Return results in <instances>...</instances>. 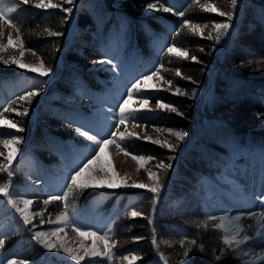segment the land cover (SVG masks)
I'll use <instances>...</instances> for the list:
<instances>
[{
	"label": "rangeland",
	"instance_id": "1",
	"mask_svg": "<svg viewBox=\"0 0 264 264\" xmlns=\"http://www.w3.org/2000/svg\"><path fill=\"white\" fill-rule=\"evenodd\" d=\"M81 1L74 0L75 7L71 14L63 11L66 13V25L63 29L61 22L58 32L64 44L60 49L58 47V53L50 61H44L40 52L25 43L20 26L21 15L16 10L9 17L16 25H10L16 33V38L11 37L14 46L8 45L9 36L0 37V127L4 128V131L0 130V141L20 138L19 144L12 145L15 148L12 175L9 177L7 172H0V185H9L10 199L16 200L20 208H24L23 200H32L33 204L27 211L29 214H39L33 215L32 224H24L23 217L10 199L0 195V240H3L0 264H6L10 259L23 260L26 264H129L123 257L132 255L140 258L134 264H149L152 259L150 255L156 257L153 264H264V261H258L259 258L245 259L238 251L235 254L227 252L222 242L223 229L232 227L228 223L232 212L251 209L257 214L255 218L259 222L253 219L248 225V235L255 234L264 222L260 220L264 204L255 199L256 195L264 192V0H237L235 7L231 0H178L180 5L188 8L184 19L175 30L171 44L163 48L166 50L163 51L162 60L151 65L145 63V72L136 65V61L128 64L131 62L130 50L124 36H121L123 44L116 59L103 55L101 43L107 41L104 31L99 30L97 36L92 34L94 25L84 24L88 19L80 17V11L91 2L95 5L96 14L103 13L111 6L106 0H84L80 7ZM61 2L51 0L53 4ZM37 3L39 0H28L26 4L21 0L23 8L34 6L29 8L38 11V14L44 13L45 19H53V9L58 7L38 8L35 6ZM152 4L160 10L150 8ZM118 5L123 7L121 2ZM69 6L64 4V7ZM211 6L218 11H207L206 8ZM195 10L207 12L209 16L203 19L190 17ZM220 11L231 13V20L227 16H220ZM78 12L80 21L75 20L72 48H68V37L73 30L70 22ZM154 12H164L159 2L148 3L141 11L142 15ZM185 21L193 26L199 25L203 29L202 34L193 32ZM216 23L232 25L219 41L215 39L216 33L213 31ZM119 25L114 23L116 28L127 27L122 21ZM47 31L53 32L49 28ZM185 33L202 39V45L190 41L188 44L182 43L180 37ZM209 34L212 39L208 38ZM80 36L82 39H79ZM111 37L114 38V35ZM84 38L85 43L82 42ZM76 39L78 41L73 43ZM80 43L83 45L78 46ZM172 45L187 51L188 57L168 53L167 48ZM64 47L66 50H63ZM76 50L88 51L93 55L96 53L99 57L79 63L73 54ZM59 53L62 54L61 61ZM192 57L197 60L194 61ZM12 58L34 66L43 62L51 72L43 76L39 72L20 68L11 63ZM103 59H111L112 64L101 63ZM4 60L8 63H3ZM184 61L193 64V70L185 69V65L182 66ZM113 65L116 67L113 68ZM153 70H158V75L143 84L141 91L134 93L129 101V108L136 119L119 126L120 132L125 133L123 140H117L119 147L112 144L105 150L103 164L106 168L111 165L116 175L109 170L106 179L96 181L97 186H74L69 191V177L89 158L94 148L92 142L75 129L82 127L94 134L106 135L110 123L115 119L112 114L118 111L119 102L126 98L133 80ZM177 70L180 76L176 75ZM77 73L85 78L80 79ZM62 76V84L66 87L68 84L71 88L67 95L83 94L87 88H93L95 98L85 111L71 106L66 108L62 104L64 101L59 98L60 91L55 92V84L50 81L53 77L61 80ZM85 79L88 83L83 85ZM105 82L108 84L105 85ZM177 88L182 94H176ZM29 91L40 94L32 97L30 102L17 99ZM143 99H147L148 104L141 108L140 101ZM69 100L77 104L83 101L66 99L65 103ZM158 102L171 105L176 111L158 109ZM8 107L15 108L17 112L27 110L28 114L4 112L3 109ZM45 108L49 110L44 112ZM72 110L80 113H71ZM49 111L77 118L53 127L52 131L63 135V140H47L52 148L42 146L45 156L28 155L25 152L30 141L34 140L40 145L44 143L45 134L42 133L43 128L42 131L39 128L41 123L43 127V123L50 120L46 116L51 114ZM38 117L40 120L36 121ZM9 122L17 127H10ZM9 129L12 135L4 134ZM169 130L183 131L186 135L183 140H177ZM145 136L161 143H153ZM165 141L175 144V149L166 147ZM0 153H3L0 166H6L8 148L3 143H0ZM133 156L155 159L139 161ZM53 157L56 159L51 160ZM160 162L172 167L159 169L156 165ZM150 172L157 174L162 186L158 194L148 190L157 184L150 177ZM229 178L238 182L230 183ZM83 179L87 180V174ZM109 182L118 186L110 188L107 186ZM134 184H144L148 188L133 187ZM51 195H63L65 198L54 202L49 198ZM112 195H115V201H112ZM45 199L57 206L45 210ZM120 200L122 203L118 202ZM132 211L142 215L132 217ZM65 215L67 220L63 219ZM136 219L140 221L138 228L145 229L147 236H136L133 231L136 224L132 223ZM77 228L97 235L81 236ZM38 232L45 233L49 242L56 244L61 251L45 248L40 240L35 239ZM54 232L56 235L52 234ZM104 237L113 245L111 258L84 255L94 244L97 251H107ZM146 240L151 244L149 253L144 246ZM193 240L196 241L195 245L191 243ZM124 245L131 248L127 251L121 249ZM63 247L74 249L84 259L72 261L63 252ZM186 251L187 256L184 255ZM216 255H221L219 261L215 259Z\"/></svg>",
	"mask_w": 264,
	"mask_h": 264
},
{
	"label": "snow or ice",
	"instance_id": "2",
	"mask_svg": "<svg viewBox=\"0 0 264 264\" xmlns=\"http://www.w3.org/2000/svg\"><path fill=\"white\" fill-rule=\"evenodd\" d=\"M22 2L26 4V3H28V0H22ZM64 4H67L70 6L64 7ZM231 4L233 7H235L237 4V0H231ZM35 6L38 8H57L58 7V8H61L64 12L71 14L73 12V7H75V3H74V0H62V2L60 4H53V3H51V0H48L47 3L45 2V0H39V3H37ZM149 7L154 9V10H157V11L160 10L159 8H156L155 4L149 5ZM15 10H16L15 5L9 6V3L7 2V0H0V19H5L6 24L11 25L13 27H16V25L13 24L12 19L9 17H10V14L12 12H14ZM162 10L164 12H174V9L172 7H163ZM206 10L207 11H218L214 6L208 7V8H206ZM176 14L179 16H183L184 12L180 11V12H177ZM219 15L220 16H227L229 20H231V18H232L231 13H225L223 11H220ZM184 23H185V25L189 26L193 32H198V33L202 34L203 29L199 25L193 26L188 21H185ZM204 27H207V25H205ZM231 27H232V25L230 23H216V24H214L213 31L216 33L215 39L217 41H219L222 35L227 34L226 30L231 28ZM17 31H19L18 28H17ZM51 34L52 35H59V33H51ZM2 36H3V32L0 31V37H2ZM208 38L212 39L213 37L211 34H209ZM8 45L14 46V41L11 38V34H9V37H8ZM167 52L170 54H175V55L184 57V58L188 57L187 51L180 50L175 45L169 46L167 48ZM21 55H23L22 51H21ZM192 59L194 61L197 60L196 57H192ZM100 62L112 64L111 59H103ZM3 63L7 64L8 61L4 60ZM11 63L17 65L20 68L29 69L32 72H39L43 76H47L51 72L50 68H45L43 62H41L38 66H34L31 64L22 63L20 60H18L16 58H12ZM115 67L116 66L113 65V68H115ZM156 75H158V70H153L150 74L144 75L142 78L137 79L136 81H134L130 85V87L126 93V98L122 99L119 102L118 111L113 113V116L115 117V119H114V122L110 123V130L108 131V133L106 135L100 136L99 133L94 134V133H92V131L90 129L85 130L82 127H77L75 129V131L79 135L86 138L87 141L92 142V145H94V148H93V151H92L91 155L89 156V158L75 171V173L73 175H71L69 177V180H70L69 191H72V187H74V186H78L80 188L97 186L96 181L98 179H106L107 178V171H109V170H111L113 172V175H116L114 169L111 168V165H109L106 168L103 164V158H104L105 150L109 145L117 144L118 139L119 140L124 139L125 133L120 132L119 126L125 125L126 123H128L130 121H134L136 119L134 112L132 110H130V108H129V101H131L133 99L134 93H138L141 91V86L143 84H145L147 81L151 80L153 78V76H156ZM176 75L177 76L181 75L179 70H177ZM188 79H191V77H188ZM168 83L171 84V81H168ZM39 94L40 93L38 91H29L25 95L20 96L17 99L19 101H29L30 102L32 97L38 96ZM176 94H182L181 90L179 88L176 89ZM183 94L186 95L187 93H183ZM15 102L16 101H13V103H15ZM147 104H148L147 99H143L140 101L141 108H144ZM157 108L161 109V110H170L172 112L176 111L175 107H172L171 105L165 104L163 102H158ZM3 111L4 112H8V111L17 112V110L15 108H11V107L4 108ZM109 111H111V109ZM27 114H28L27 110H25L23 112H17V115H27ZM110 120H111V118H110ZM9 126L12 128L17 127L16 124L10 123V122H9ZM137 126H139V125H137ZM169 132L172 136L176 137L177 140H183L185 135H186V133L183 131L169 130ZM128 135H136V134L128 133ZM144 138L147 140H150L156 144L161 143L159 140H152L151 137L145 136ZM0 143H3V145L6 148H8V155L5 157L7 165L6 166H0V172H7L8 176L11 177V175H12L11 165H12V161H13L14 156H15V150L11 147V145L19 144L20 138L19 137H12L10 140H3V141H0ZM164 145L166 147H168L169 149H172V150L175 149V144L168 143L167 141L164 142ZM117 147H119L118 144H117ZM121 150H123V149H121ZM126 154H130V153H126ZM2 155H3V153H0V156H2ZM133 159H136L139 161H144L145 159L153 160L155 158L154 157L145 158L143 156H133ZM156 167L159 169H168V168H171L172 165L171 164H165L164 162H160L159 164L156 165ZM92 173H98L99 175H93ZM86 174H87V180H84L83 178H85ZM149 175L151 178H153L157 181V184L155 187L148 188V186L144 185V184H134L132 186L137 187V188H148L149 191L158 194L161 187H162L159 184V178L157 177V174L155 172H150ZM107 186L110 188H115L118 185H116L115 183L109 182ZM0 195H2L4 197H8L10 199L9 185L8 184L0 185ZM64 198L65 197L63 195L52 196V197H50V200H61ZM255 199L260 204H264V192L256 195ZM49 202H50L49 200L44 201L45 204H48ZM10 203H12L15 206L16 211L21 214V216L23 217L24 224H27V225L32 224L33 215H39V214H29V212L27 211L29 206L33 204L32 200H23L22 203L24 204V208H20L19 205L17 204L16 200L10 199ZM140 215H142V214L139 212H136V211L131 212L132 217H137ZM256 215L257 214L255 212L244 213V214L238 215L235 217V221L237 223H236L234 228L225 227L223 229L224 235L222 237V242L226 246L227 252H229L231 254H235L238 250L241 249V245H245L250 240H252V237L247 234V230H246L245 226L238 223V222L241 221L242 219H244V217H246V216L256 217ZM63 219L67 220L68 219L67 215H65L63 217ZM213 219H214V217H213ZM260 220L264 221V213L260 214ZM41 222H43V220H41ZM217 227H220V225H218ZM57 231H60V230L58 229ZM76 231L81 236H84V235L96 236L97 235L95 232H85L79 228H77ZM52 234L56 235L55 232ZM257 235L260 236L261 239H264V230H259L257 232ZM35 239L40 240L41 243L43 244V246L49 250H55L57 252L61 251V248H58L56 244L49 242V240L45 237V233H43V232H38L35 236ZM102 239L104 240V245H105V248L107 249V251H105V252L97 251L96 246L94 244L92 249L89 251H86L84 255L85 256H92V257L103 256V257L111 258V256H112L111 249H112L113 245L109 243V241L107 240L106 237H104ZM154 243H155V241H154ZM191 243L193 245H195L196 241L193 240V241H191ZM2 246H3V240H0V247H2ZM63 252L72 261L79 262V261L84 259V256L78 255L74 249L63 247ZM222 254H223V252H222ZM184 255L187 256L188 252L186 251L184 253ZM123 259L128 261L129 264H134V262L140 258L135 256V255H132L131 257L124 256ZM215 259L217 261H219L221 259V255H216ZM6 264H26V262L23 260L17 261L16 259H10L6 262Z\"/></svg>",
	"mask_w": 264,
	"mask_h": 264
},
{
	"label": "trees",
	"instance_id": "3",
	"mask_svg": "<svg viewBox=\"0 0 264 264\" xmlns=\"http://www.w3.org/2000/svg\"><path fill=\"white\" fill-rule=\"evenodd\" d=\"M114 0H110L109 2L111 3ZM155 0H120L121 4L123 3V7L120 9L122 13H125L126 15H128L129 17L132 18H136L140 15H142L141 11L143 12V10L147 7L148 3H152ZM34 8V6H26L24 8V13L21 15V19H20V26H21V31H22V37L23 40L25 41V43L28 45V47L35 49L36 51L40 52L41 56L43 57V59H45L44 61H50V59H54L55 55L58 53L59 49L61 46H63V41L60 40V36L59 35H52L51 33H59L58 31H60L61 28V22H62V28L65 29V25H66V13H63V10L58 8V9H53V19L50 20V18H46L44 17V13L43 14H38L39 12L35 10H31L30 8ZM39 10V9H38ZM55 10H57V13H54ZM194 13H191L192 18H196V19H203V18H207L209 15L207 12H202V11H193ZM88 13L86 11H82L80 13V17L83 16L87 17V19H89ZM49 15V13H48ZM44 17V18H41ZM56 20V21H55ZM67 20V19H66ZM147 20V19H146ZM150 24H157L158 21L154 18V17H149V19L147 20ZM89 21H87L84 24H88ZM60 23V24H59ZM53 30V32H48L47 29ZM140 38V37H139ZM180 40L183 41L182 43H187V42H191V43H196V44H201L203 40L199 39V37L195 36V35H189L187 33L183 34L180 37ZM144 41V37L141 38V42ZM189 43V45L191 44ZM188 44V43H187ZM80 46V44L78 45ZM59 47V49H58ZM72 53V51H71ZM76 56V61H78L79 63L83 60H87V59H93L94 55L89 53L88 51H83V52H78L77 50L75 51V53H73ZM264 54V52L262 53ZM264 57V55H262ZM203 58V55H202ZM182 66H184V68L186 69H190L193 70L194 65L189 63V62H182ZM63 79L58 80L56 83V88L58 89V91L63 92V94H67L69 91H71V88L68 86L67 87L64 86L62 84ZM151 95V93L149 94ZM169 95V94H168ZM148 96V95H147ZM45 112V111H44ZM50 120H47V124L43 123V127H42V123H41V127L39 128L40 131H42L43 128V135L45 134L44 137V143H42V145L35 143V141H32V148L34 150L39 151L40 154L44 155L42 153V146L46 145L49 146V142L47 140H50V136L49 133L53 132L50 131L52 130V128L55 125H61L65 119L67 120V117H61L57 114H51V116L49 114L46 115ZM40 119V117H39ZM65 128H63L64 130ZM1 131H4V128L0 127ZM39 133V132H38ZM70 133V132H69ZM4 134H9L12 135V133H10V129L4 133ZM39 137V134H37L36 138ZM43 149V148H42ZM45 150V149H43ZM115 195H112V201H115ZM119 203H122V200L118 201ZM125 202V200H124ZM204 217V215H202ZM140 221H138L136 219V221L134 220L132 223L136 224L135 229H133L134 232H136V236H147V231L144 229H140L138 228V225ZM142 222V220H141ZM145 225V224H144ZM142 230V231H141ZM132 232V231H131ZM143 243V242H141ZM144 246L147 248L146 250H148V253L151 250V244L149 243L148 240H146V242H144ZM129 248H131L130 245H124L121 249L124 250H128ZM37 250V249H36ZM32 252H37V251H32ZM37 255H35L36 257ZM152 257V259L150 260L149 264H153L155 263V255H150ZM34 257V258H35ZM165 258H167V256H165ZM169 259V258H167Z\"/></svg>",
	"mask_w": 264,
	"mask_h": 264
},
{
	"label": "bare ground",
	"instance_id": "4",
	"mask_svg": "<svg viewBox=\"0 0 264 264\" xmlns=\"http://www.w3.org/2000/svg\"><path fill=\"white\" fill-rule=\"evenodd\" d=\"M0 31L3 32V37L6 38L7 36H9V34H11V37H15L16 33L14 32V30H12V28L10 27V25L6 24L5 19H0ZM16 38V37H15ZM12 146V145H11ZM13 149L14 146H12ZM239 174V173H238ZM244 176V175H243ZM243 178V177H242ZM245 178V177H244ZM230 179V178H229ZM231 180V179H230ZM229 180V181H230ZM234 182V181H233ZM235 182H238L237 180H235ZM43 197V196H41ZM50 198V197H49ZM40 200V199H39ZM43 200V199H42ZM46 200V199H45ZM44 200V201H45ZM54 202L57 200H53ZM43 202V201H42ZM41 202V203H42ZM56 203L50 202L48 204H45L46 209L45 210H51V208L54 209V207H56ZM58 209V208H57ZM252 210L248 209V210H242V211H235L232 212L231 215H229L230 217L228 218V223L230 224V226H232L231 228H234L236 225V221H235V217L244 213H251ZM59 217V216H58ZM253 221V217H244V219H242L241 221H239L238 223L242 224L245 226L246 230H247V234L249 233V226L251 225V222ZM249 225V226H248ZM259 230H264V226H261V228ZM251 236V235H250ZM252 240H250L247 244L245 245H241V249L238 250L239 255H241L242 257H245V259L248 260H257L258 258L262 257L264 255V239H261L260 236H258L257 234H254L251 236Z\"/></svg>",
	"mask_w": 264,
	"mask_h": 264
}]
</instances>
